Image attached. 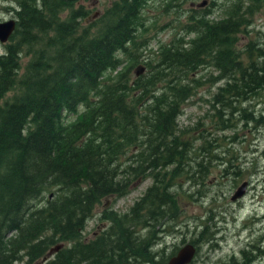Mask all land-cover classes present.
<instances>
[{
  "label": "trees",
  "instance_id": "16d2710c",
  "mask_svg": "<svg viewBox=\"0 0 264 264\" xmlns=\"http://www.w3.org/2000/svg\"><path fill=\"white\" fill-rule=\"evenodd\" d=\"M13 1L14 28L0 52V264H32L52 246L42 264H165L177 248L158 257L148 247L179 225L174 179L185 174L191 140L176 119L202 83L194 75L204 66L216 72L206 79L220 82L208 101L216 130L264 125V107L254 105L264 96V35L261 44L247 36L264 0H231L218 19L209 7L192 9L133 77L117 68L120 56L148 43L138 40L148 30L144 8L157 1L162 13L179 16L186 0H111L91 21L77 0ZM212 141L197 147L208 156ZM201 158L191 182L205 187ZM226 162L234 181L239 166ZM148 175L153 182L128 210L103 211L108 225L85 240L94 205ZM206 229L189 241L195 251L210 241ZM256 243L228 264H253L264 255Z\"/></svg>",
  "mask_w": 264,
  "mask_h": 264
},
{
  "label": "rangeland",
  "instance_id": "374dc122",
  "mask_svg": "<svg viewBox=\"0 0 264 264\" xmlns=\"http://www.w3.org/2000/svg\"><path fill=\"white\" fill-rule=\"evenodd\" d=\"M110 1L77 0L75 5H81L89 11L86 21H91L102 13ZM211 1L213 5L210 4ZM230 2L231 0H186L181 5L183 12L179 16H175L171 12L167 15L162 13L156 8L157 1L148 3L142 11L148 30L142 38L138 39L147 38L149 39L148 43L144 49L141 48L129 55L120 56L122 63L117 69L129 68L130 77L145 73L147 68L144 62L154 60L153 55L157 46L167 43L171 39L174 32L179 30L180 25L185 22L187 13H192V9L198 10V8L209 7L212 9L209 17L218 19L223 16V12ZM244 2L248 3L249 0ZM16 7V2L13 0H0V21L13 18L12 11L16 10ZM151 24L154 26L151 27ZM247 31V36L250 39H257L256 42L261 44L259 41H261L260 37L264 35V8L254 11ZM244 42L246 40L241 36L238 44L241 45ZM2 49L3 46L0 43V52ZM27 58V56H23L18 60L22 68ZM215 73L212 66H204L198 70L194 77L200 79L202 83L183 103L181 113L176 119L179 127H187L183 137L191 140V148L187 149L186 160L187 165L192 166L189 169L188 166L183 168L180 164L185 174L174 179L175 187L180 186L179 189L175 190L178 207L176 220L180 226L173 227V231L169 234H159L158 239L148 247L149 251H159L158 257L160 255L164 257L170 251L197 237V232L207 227L210 241L199 244L190 264H228L229 257L233 256L238 259L239 251L247 248L249 243L256 241V244L259 243L260 247H264V126L254 128L251 124H247L245 127L241 124L235 130L215 129L213 123L215 117L211 116L213 109L209 106L208 101L211 93L216 90L220 82L210 83V81H206ZM263 100L264 96L261 95L254 104L255 108L263 109ZM68 116L71 118L73 115ZM201 135L206 137L201 140L198 138ZM211 138H214V141H212L213 145L208 148L210 151L206 152L208 153L207 156L197 146L202 144L204 140ZM214 142L217 144L214 145ZM204 156L206 159L204 163L207 162L208 164L206 170H209L204 179L205 187L192 185L193 177L191 175L197 178L201 172V170L197 172L194 168L195 161L203 160L204 158L201 157ZM227 159L239 166L240 175L235 181L224 170L227 167ZM172 165L160 168V173H163L165 168L168 170ZM160 173L158 177L161 176ZM243 181L247 182L244 195L238 200L232 201L230 196ZM151 182L153 180L150 175L143 179L140 177L130 179L126 194L123 196L111 194L101 199L98 204L94 205L92 213L84 222L83 238L85 240L90 239L106 228L108 221L103 218V211L117 214L127 211L133 201L139 198L144 190L151 185ZM44 201L45 198L41 201L38 200L37 203L42 204ZM52 247L46 256L32 264H42L44 259L54 251L55 248ZM253 264H264V255L256 256Z\"/></svg>",
  "mask_w": 264,
  "mask_h": 264
},
{
  "label": "water",
  "instance_id": "95a60500",
  "mask_svg": "<svg viewBox=\"0 0 264 264\" xmlns=\"http://www.w3.org/2000/svg\"><path fill=\"white\" fill-rule=\"evenodd\" d=\"M14 20L13 19H8L5 21H0V42L6 41L8 36L11 34L14 28ZM246 186V182L243 181L239 184L237 187L235 193H233L230 198L232 200H236L240 194L242 193L243 189ZM195 252L194 246L186 242L183 245L179 246L175 253L167 259L165 264H187L193 257V254ZM107 264H133V263H126V262H110Z\"/></svg>",
  "mask_w": 264,
  "mask_h": 264
},
{
  "label": "bare ground",
  "instance_id": "6f19581e",
  "mask_svg": "<svg viewBox=\"0 0 264 264\" xmlns=\"http://www.w3.org/2000/svg\"><path fill=\"white\" fill-rule=\"evenodd\" d=\"M206 3V2H205ZM203 6V5H202ZM10 19H12V18H10ZM14 20V19H13ZM2 21H5V20H2ZM9 37V36H8ZM8 39V38H7ZM6 39V40H7ZM1 43V42H0ZM2 43H5V41L4 42H2ZM252 105V104H251ZM251 108V107H250ZM261 113V112H260ZM253 124H255V122L253 123ZM258 124V123H257ZM256 126V125H255ZM254 126V127H255ZM264 126V125H263ZM264 154V153H263ZM235 181V180H234ZM233 182V181H232ZM246 182V181H245ZM235 184V183H234ZM246 185H247V182H246ZM238 187V186H237ZM237 187H236V189H237ZM246 187V186H245ZM236 189L234 190V192L233 193H235V191H236ZM245 190H246V188H244L243 189V191H242V193L240 194V196L238 197V198H240V197H242L243 195H244V192H245ZM238 198L236 199V200H238ZM231 199V198H230ZM232 200V199H231ZM232 201H234V200H232ZM190 243V242H189ZM196 248V247H195ZM256 251V250H255ZM262 252V251H261ZM197 256V255H196ZM193 258H191V260H192ZM191 260L189 261V263H187V264H190V262H191Z\"/></svg>",
  "mask_w": 264,
  "mask_h": 264
},
{
  "label": "flooded vegetation",
  "instance_id": "af4514ba",
  "mask_svg": "<svg viewBox=\"0 0 264 264\" xmlns=\"http://www.w3.org/2000/svg\"><path fill=\"white\" fill-rule=\"evenodd\" d=\"M133 264H135V263H133Z\"/></svg>",
  "mask_w": 264,
  "mask_h": 264
}]
</instances>
